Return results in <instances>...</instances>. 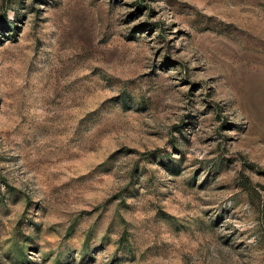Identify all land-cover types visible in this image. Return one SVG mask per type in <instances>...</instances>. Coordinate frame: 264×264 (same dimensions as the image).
<instances>
[{"label": "rangeland", "instance_id": "rangeland-1", "mask_svg": "<svg viewBox=\"0 0 264 264\" xmlns=\"http://www.w3.org/2000/svg\"><path fill=\"white\" fill-rule=\"evenodd\" d=\"M0 264H264V0H0Z\"/></svg>", "mask_w": 264, "mask_h": 264}]
</instances>
